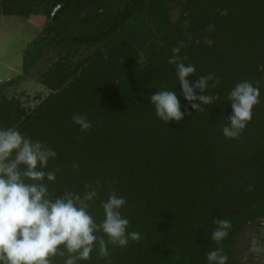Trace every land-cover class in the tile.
<instances>
[{
    "label": "trees",
    "instance_id": "obj_1",
    "mask_svg": "<svg viewBox=\"0 0 264 264\" xmlns=\"http://www.w3.org/2000/svg\"><path fill=\"white\" fill-rule=\"evenodd\" d=\"M0 12L47 18L24 52L23 74L0 84V129L16 127L57 152L48 164V170L61 168L49 185L55 196L63 190L82 194L86 183L95 187L100 180L90 209L97 222L103 219L101 201L112 192L125 198L127 231L143 238L125 248L110 246L111 264H208L207 253L220 246L211 239L216 219L231 221L222 246L228 264H240L234 259L237 235L264 218V0H0ZM179 41L186 46L173 63ZM81 49L91 57L80 87L54 94L33 114L20 111L4 92L51 52L59 59L41 77L58 90L60 65ZM127 49L130 60L118 61ZM180 62L195 66L190 82L209 73L218 77V86L205 94L220 100L166 124L150 97L175 91L184 110ZM245 80L259 87L260 103L241 137L225 138L222 128L232 112L227 96ZM73 113L86 115L92 127L82 132ZM240 151L243 164L234 166L231 158ZM81 264L107 260L94 250Z\"/></svg>",
    "mask_w": 264,
    "mask_h": 264
},
{
    "label": "clouds",
    "instance_id": "obj_2",
    "mask_svg": "<svg viewBox=\"0 0 264 264\" xmlns=\"http://www.w3.org/2000/svg\"><path fill=\"white\" fill-rule=\"evenodd\" d=\"M185 46L177 42L171 62H176ZM176 69L181 94L188 102L184 110L175 91L159 90L150 97L157 117L166 124L180 123L185 116H192V110L204 112L202 105L220 100L218 95L205 94L209 87L218 86V77L209 73L190 82L188 77L196 73L194 65L180 62ZM260 96L259 87L247 80L229 92L227 102L232 112L227 117L229 124L222 128L225 138L241 137ZM71 119L82 132L92 127L86 115L73 113ZM56 158L57 152L47 143L32 140L16 127L0 129V264H55L57 257L62 264H81L92 258L94 250L98 259L111 264L107 259L112 254L110 246L125 248L130 240H142L141 233L127 231L129 220L121 213L126 200L115 192L101 201L103 219L96 221L90 209L92 202L99 199L100 180H96L95 187L86 183L82 194L63 190V195L55 196L56 188L49 185L55 184L61 168L48 170V164ZM79 167L78 162L72 163L73 171ZM214 224L211 239L220 246L209 251L206 259L208 264H228L222 241L229 235L231 221L216 219ZM250 251L258 254L264 246L253 240Z\"/></svg>",
    "mask_w": 264,
    "mask_h": 264
},
{
    "label": "rangeland",
    "instance_id": "obj_3",
    "mask_svg": "<svg viewBox=\"0 0 264 264\" xmlns=\"http://www.w3.org/2000/svg\"><path fill=\"white\" fill-rule=\"evenodd\" d=\"M178 11L179 8H176L173 12L174 20L178 17ZM46 20V16L43 15H32L25 18L0 12V84L23 74L24 52L28 44L40 35ZM102 52L104 57L109 58L108 50L102 49ZM131 56L132 52L127 49L117 60L125 62L130 60ZM90 57L89 49L71 53L66 59L62 56L64 61L60 67L62 66L64 72L60 73L62 80H58L61 83L57 90L52 87L53 81L50 80L46 83L42 80L41 75L56 65L59 55L56 52L45 53L31 75L8 86L4 92L9 98H13L19 103L20 111H24L23 113L26 115L33 114L54 94L64 93L71 87H78L81 77L85 76L90 66ZM243 160L242 151L238 153L237 157L231 158L234 166L243 164ZM253 240L264 246V218L256 224H247L237 235L234 259L240 264H264V251L258 254L250 251Z\"/></svg>",
    "mask_w": 264,
    "mask_h": 264
},
{
    "label": "water",
    "instance_id": "obj_4",
    "mask_svg": "<svg viewBox=\"0 0 264 264\" xmlns=\"http://www.w3.org/2000/svg\"><path fill=\"white\" fill-rule=\"evenodd\" d=\"M59 7H60V6H58V7L56 8V10H55V11H57V10L59 9Z\"/></svg>",
    "mask_w": 264,
    "mask_h": 264
}]
</instances>
